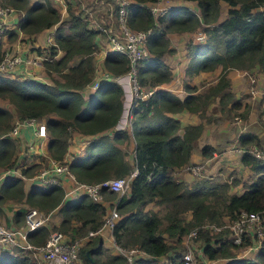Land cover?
<instances>
[{"label":"trees","instance_id":"16d2710c","mask_svg":"<svg viewBox=\"0 0 264 264\" xmlns=\"http://www.w3.org/2000/svg\"><path fill=\"white\" fill-rule=\"evenodd\" d=\"M61 1L63 6L59 0H0L1 7L14 10L4 23L0 61L5 52L3 40L20 39V44L27 42L38 54H45L41 66L48 79L39 80L17 68L0 70V100L6 103V107L0 106V175L13 170L0 177V215L5 209L11 212L4 225H19L28 207L55 210L59 218L52 228L69 239H79L97 230L108 208L114 206L118 213L110 229L114 243L123 249L136 248L151 258H137L136 264H155L153 259L161 256L175 264L185 247L192 245L200 250L198 260L264 264V161L249 152L251 147L262 150L260 137L250 130L236 135L239 166L248 171L245 179L235 171L217 179L210 175L222 167L209 168L202 161L190 163L194 150L202 159L210 158L214 151L205 141L198 148L205 123L247 115V104L241 106L233 99L227 73L239 69L264 75V0H183L192 4L172 6L160 14L150 10L157 0H130L124 7L126 25L131 30L147 31V55L134 65L135 80L141 87L154 89L130 107L129 130L111 133L123 108L122 87L108 79L85 97L82 90L94 75L96 37H105L97 24L116 26L115 2ZM219 1L228 6L221 20ZM107 3L112 6L107 7ZM196 32L205 35L201 43L190 38ZM168 33H190L183 47V72L192 77L219 67L213 83L183 80L186 93L181 96L159 88L172 76L164 59L173 53ZM40 34L44 40L34 45ZM49 37L51 44L45 41ZM101 66L114 77L125 73L129 63L124 53L110 50ZM180 112L198 119L206 116L204 121L182 123L176 115ZM29 118L42 121L47 135L44 150L35 153H29L28 147L22 149L23 143H32L23 139L24 126L15 134L8 133L14 120ZM73 133L87 137L75 153L68 151ZM130 141L133 150L129 158L120 146ZM67 151L74 155L67 159V166L76 182L92 184L127 177L126 189L120 194L101 190V200L95 201L85 194L64 197L63 186H39L29 179L47 159L62 160ZM195 163L201 165L199 175L191 174L188 182L177 177L175 171ZM235 185L241 190H232ZM242 212L259 215L260 239L251 230L241 234L238 243L228 237L230 230L222 225L238 219ZM50 229L39 225L26 238L40 244ZM190 232L193 235L183 241ZM256 243L246 256H238L240 249ZM77 256L81 264H126L125 257L104 247L97 234L80 242ZM0 264L39 263L30 250L13 247L0 255Z\"/></svg>","mask_w":264,"mask_h":264},{"label":"built area","instance_id":"2783aa9c","mask_svg":"<svg viewBox=\"0 0 264 264\" xmlns=\"http://www.w3.org/2000/svg\"><path fill=\"white\" fill-rule=\"evenodd\" d=\"M60 4L63 6L61 0ZM156 2L150 5V10L153 14H160L165 11V8H161L157 5ZM117 12V23L115 28L111 23L106 24L105 22L98 23L97 29L104 33L105 39L109 44V49L113 51H119L125 54L127 57L129 68L128 70L114 77H111L107 72H102L97 75V78H92L91 82L87 86L96 88L97 85L103 80L113 79L119 85L125 88L123 92L122 100L124 102L123 115L121 123L117 124L120 129L129 124L131 113L130 107L135 103L136 99H144L149 96L154 89L141 87L135 80V69L134 65L137 60L145 57L147 55V50L144 46V40L147 35V31L143 30H131L125 23L124 19V7L126 4L130 3V0H114ZM14 10L8 7L0 6V38H3L4 33V23L6 17L10 16ZM205 35L202 32H198L194 36L196 42H202ZM45 41L48 44L52 43L51 37L46 38ZM46 59L45 54H38L35 52L34 55L25 56L23 58L19 54L11 51H5L2 60L0 61V70H10L16 68L20 62L31 63L33 65L39 66L41 60ZM246 72V71H245ZM251 74V73H248ZM253 74V73H252ZM99 77V79H98ZM255 78L250 77V85L248 86V94L250 97L255 95H260L264 99V89L257 91L255 85ZM122 113V112H121ZM121 116V115H120ZM240 118L236 115L233 117V122H238ZM21 126H31L34 129V135L38 138H45L46 131L44 123L38 121L34 118H29L23 121L14 120L10 134H15ZM33 141L30 144L26 145L27 147H32ZM234 151L239 153L240 147L235 146ZM38 150L37 152H39ZM249 152L257 157L261 158L264 161V150H257L254 147H251ZM74 155H69L68 152L62 157V160H53L47 159L46 163L38 168L37 172L29 179L33 180L39 186L45 185H56L59 184L62 186L63 181L68 180L70 183L67 188L64 189V197H75L78 194H85L89 196L92 200L100 201L101 200V190L113 191L116 193H121L126 189L128 178L127 177H113L99 181L98 183H80L76 182L73 178L72 173L69 171L67 166V159L71 158ZM188 170L193 175H199L201 165L199 163L189 164ZM13 172V170H4L0 177H5L6 175ZM15 172V171H14ZM134 172V171H133ZM133 172L131 174H133ZM23 178V176H21ZM53 210L44 212L35 207H28L23 216V222L19 226H5L0 225V255L4 252L11 250L13 247H20L22 249H28L32 252L33 256L37 258L39 264H81L80 259L77 256V249L80 242L87 236L98 234L102 229H108L110 231L113 222H115L118 217L117 211L113 207H109L106 215L104 216L101 226L95 231H89L84 238L79 239H69L65 234L57 229L49 230L46 238L40 244L30 243L26 235L27 233L39 225H45L49 227L48 222L51 217ZM222 226L229 228L228 237L233 243H238L241 240V234L247 233L251 230L257 239L261 238V219L256 213H241L239 218L232 222H225ZM219 227L216 228V230ZM193 235V232H190L188 235L182 237L183 241H186L189 236ZM256 244L251 246H245L240 249L238 256H246L250 251L255 249ZM193 245L189 246L188 249L181 253L180 261L175 264H194V257L190 252V249H193ZM113 252L121 253L126 260V264H136L137 258L151 259L146 257L144 253L140 252L136 248L123 249L120 246L116 245L112 240ZM155 264H174L167 257L161 256L160 258L153 259Z\"/></svg>","mask_w":264,"mask_h":264},{"label":"crops","instance_id":"0c3cea01","mask_svg":"<svg viewBox=\"0 0 264 264\" xmlns=\"http://www.w3.org/2000/svg\"><path fill=\"white\" fill-rule=\"evenodd\" d=\"M192 2L189 1H182L179 4L182 5H189ZM178 4V5H179ZM219 4H225L223 1H219ZM168 5V4H167ZM190 6V5H189ZM171 6H168L170 8ZM167 8V9H168ZM219 16H220V7H219ZM111 17V16H110ZM224 17V16H223ZM222 17V18H223ZM221 20V19H220ZM111 22V21H110ZM41 35V34H40ZM176 35V36H175ZM172 36L174 38L171 40ZM187 35L186 34H177V33H171L170 39L168 38L169 42L171 43V47L173 48V53L168 54L165 56V62L168 64L170 71H171V79L166 83L159 86V88L167 89L173 93L178 94V96H181L185 94L186 92L182 89V81L187 80L189 84H198L201 80H205L206 82L213 83L216 79V76L219 72V67H216L213 70L210 71H200L193 75L192 77H187L184 72V63H185V55H184V43L186 41ZM43 41V40H42ZM16 42H19V40H16ZM29 43L23 42L21 44L15 43L11 48H9L8 51L15 52L25 58V56H31L35 54V50L32 49L31 45H28ZM36 45V42L34 43ZM96 46L98 51L96 52L94 57L98 58L100 67L95 69L93 78H97L96 76L100 73L104 72L102 69V59L104 55L110 51L109 44L107 43L104 36L97 35L96 37ZM96 51V50H95ZM27 66H33V67H39L40 71L36 72L33 70H27ZM39 66L33 65L31 63L26 62H20L17 65V69L20 70V72H24L25 75L31 74L34 76V78H37L39 80L48 82L46 79V76H44V71L42 69L41 64ZM249 72H245L244 70L239 69H230L227 73L228 79H229V87L231 92L233 93V99H235L236 102L240 103L241 106L244 104H247L248 106V112L247 115L240 119L238 122H229V120L225 119L224 117L221 118V120L217 119L214 122H208L205 123L203 126L202 134L200 135L199 142H198V148L201 146L202 143L207 142L210 145L214 146V151L212 152V156L208 159H202L200 156L198 150H194V152L191 153L190 156V163L191 162H197L202 161L204 164H209V168L220 166L222 169L220 170H227V172L238 170L240 172H243L244 170L247 171L244 167L239 166V154L234 151V147L237 144L236 135L237 133L244 131V130H250L258 135L261 139V148L264 150V130L262 128V124L264 123V99L260 95H255L254 97H248V86L246 84L247 82V74ZM99 79V77H98ZM255 84L257 87V91L264 89V75L263 74H256ZM240 83L245 84L243 89H241V86L239 87ZM121 86V85H120ZM122 90L125 91V88L123 86ZM259 87H261L259 89ZM94 88L91 86H85L82 90L83 95L89 94L93 91ZM242 90L244 92H242ZM246 92V93H245ZM123 96V95H122ZM177 118L182 123H194L198 122L199 119L202 120V118H199L191 113L187 112H180L177 113ZM120 119V118H119ZM116 122L114 127L109 130L110 133L113 130L120 129V127L117 126V124L121 123V119ZM24 138L27 140L33 141V146L28 147L29 153H35L38 150H44L45 147V138H38L34 135V129L31 126H24ZM122 129L129 130V124L125 127H122ZM87 137L80 136L79 134H72L70 144L68 146V151L71 153L78 152L80 149H82L85 139ZM126 146V149L124 147ZM128 146V147H127ZM121 148H123L126 153L128 154L129 158L132 154V142H128L126 145H121ZM26 151V150H25ZM67 151V152H68ZM189 165V164H188ZM187 165V166H188ZM184 166L178 171H175L177 174V177L184 180V181H191L192 175L190 171L188 170V167ZM234 169V170H233ZM219 170V171H220ZM218 171V172H219ZM215 173L211 174L210 176H214ZM69 181L65 180L62 183L63 188H67L69 185ZM239 191V185H236L233 187L232 190ZM241 190V189H240ZM55 215V216H54ZM58 215L56 214L55 210L52 211L51 217H50V223L51 221L56 224L58 222ZM51 223V224H53ZM99 238L101 239V243L104 247L108 248L110 251L113 252L112 246V237L111 233L108 229H102L101 232L97 234ZM195 250V246L193 247ZM198 253L197 256H200V250L197 248L196 250ZM141 259L144 260V258L141 257ZM200 264H223V260L216 259L208 261L205 258H202L200 260Z\"/></svg>","mask_w":264,"mask_h":264},{"label":"rangeland","instance_id":"374dc122","mask_svg":"<svg viewBox=\"0 0 264 264\" xmlns=\"http://www.w3.org/2000/svg\"><path fill=\"white\" fill-rule=\"evenodd\" d=\"M183 0H159L158 2H157V5L158 6H160L161 8H165V10L168 8V6H176V5H178L180 2H182ZM58 4V3H57ZM168 4V5H167ZM192 4V3H191ZM106 6L108 7V6H112V4H110V3H107L106 4ZM219 7H220V16H219V19H223L225 16H226V10H227V5L226 4H219ZM63 14V13H62ZM61 14V15H62ZM224 16V17H223ZM223 17V18H222ZM44 33V35H45V32H43ZM197 33L198 32H196V33H194V34H191L190 35V38L193 40V41H195L194 40V36L195 35H197ZM184 34H186L187 36L190 34V33H184ZM170 36H171V33H168L167 34V38H169L170 39ZM176 36V35H175ZM19 38V37H18ZM174 38V36H172V38H171V40ZM187 39V40H191V39ZM4 39V38H3ZM42 40H44V36L41 34L40 35V37L39 38H37L36 40H34L33 42L35 43H41L42 42ZM16 41V40H15ZM14 40H7V39H5V40H3V48L5 49V51H8L9 50V48H11L16 42H15ZM15 42V43H14ZM170 43V42H169ZM17 44H20V39H19V42L17 43ZM170 46H172L171 45V43H170ZM96 51L94 52V56H95V54H96V52L98 51V49L96 48L95 49ZM3 55H4V53H3ZM99 56V55H98ZM98 56L97 57H94V66H95V69H97L98 67H100V64H99V60H97V58H98ZM3 58V57H2ZM27 68V70H33V71H35V73L36 72H39L40 71V66L39 67H33V66H27L26 67ZM247 74V73H246ZM31 75V74H30ZM33 76V75H32ZM45 76V75H44ZM254 77L255 79H256V74H247V82H246V84H247V86H249L250 85V77ZM34 77V76H33ZM46 79H47V77H46ZM48 80V79H47ZM256 83V82H255ZM253 84V85H255V87H256V84ZM241 86V89H243V87L245 86V84H243V83H240V85H239V87ZM199 88V87H198ZM245 88H246V86H245ZM261 87H259V89H260ZM256 89H257V87H256ZM260 91V90H259ZM242 92H244L243 90H242ZM246 93V92H245ZM249 95V94H248ZM248 97H250V95L248 96ZM251 98V97H250ZM122 104H123V107H124V102H123V100H122ZM0 106H4V107H6V103H4L3 101H1L0 100ZM9 107V106H8ZM10 108H11V106H10ZM9 108V109H10ZM125 108V107H124ZM123 109V108H122ZM210 112L209 111H206V114H209ZM121 116L119 117L120 119H122L121 117H122V115H123V110H122V113L120 114ZM206 116V115H205ZM205 116L204 117H202V121H204L205 120ZM234 116H236V115H234ZM233 116V117H234ZM238 116V115H237ZM233 117L231 116V117H229V118H225L226 120L228 119L229 120V122H231V120H233ZM239 117V116H238ZM119 119V120H120ZM219 120H221V119H219ZM264 124V123H263ZM263 124L261 125L262 126V128H263V130H264V127H263ZM126 145V144H125ZM128 147V146H127ZM124 149H126V146L124 147ZM234 170V169H233ZM235 172H238L242 177H244V179H245V177H246V175H247V173H248V171H246V170H244V175H243V172H240V171H238V170H235ZM228 174V172H227V170H225V169H223V170H220L219 172H217V173H215V175L217 176V179H224L225 177H226V175ZM25 181V180H24ZM26 182L27 181H25V183H23L25 186H26ZM236 186V185H235ZM238 188H236V190H237ZM13 206H15V207H17V204H14ZM5 208H6V206H5ZM11 216V212L10 211H8L7 209H5L4 210V212H3V214L2 215H0V225H6V219L7 218H9ZM55 216V215H54ZM51 223H53L52 221H51ZM50 223V221L48 222V225H49V227L51 228V230H53L54 228H52V225L54 224H51ZM22 224V222L21 223H19V225H21ZM19 225H17V224H13V226H19ZM46 238V237H45ZM187 246V245H186ZM13 249V248H12ZM188 249V246L187 247H185V250H183V252L184 251H186ZM197 250V248H195V251ZM31 252V251H30ZM190 252H191V254L193 255V257H194V264H198V261L199 260H201V259H199L198 260V258L196 257V254H198V253H196V252H194V250L193 249H190ZM29 255H30V253H29ZM31 255H32V257H34L33 256V254H32V252H31ZM35 258V257H34ZM36 260H37V258H35Z\"/></svg>","mask_w":264,"mask_h":264},{"label":"water","instance_id":"95a60500","mask_svg":"<svg viewBox=\"0 0 264 264\" xmlns=\"http://www.w3.org/2000/svg\"><path fill=\"white\" fill-rule=\"evenodd\" d=\"M22 149L25 151L26 150V145L23 143L22 144ZM99 244V243H98Z\"/></svg>","mask_w":264,"mask_h":264},{"label":"clouds","instance_id":"9594fccd","mask_svg":"<svg viewBox=\"0 0 264 264\" xmlns=\"http://www.w3.org/2000/svg\"><path fill=\"white\" fill-rule=\"evenodd\" d=\"M93 78V77H92Z\"/></svg>","mask_w":264,"mask_h":264}]
</instances>
